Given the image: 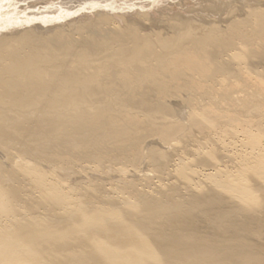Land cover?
Returning a JSON list of instances; mask_svg holds the SVG:
<instances>
[{
	"label": "bare ground",
	"instance_id": "bare-ground-1",
	"mask_svg": "<svg viewBox=\"0 0 264 264\" xmlns=\"http://www.w3.org/2000/svg\"><path fill=\"white\" fill-rule=\"evenodd\" d=\"M0 264H264V0H0Z\"/></svg>",
	"mask_w": 264,
	"mask_h": 264
},
{
	"label": "rangeland",
	"instance_id": "rangeland-1",
	"mask_svg": "<svg viewBox=\"0 0 264 264\" xmlns=\"http://www.w3.org/2000/svg\"><path fill=\"white\" fill-rule=\"evenodd\" d=\"M19 1H23V0H19ZM25 1L28 2V1H31V0H25ZM196 3L204 4L203 1H202V2L200 1V2H194L193 5H194V6H197L198 4L196 5ZM208 5L210 6V4H208ZM199 6H200V5H199ZM199 6H198V7H199ZM198 7H197L196 9H198ZM212 7H214V5H213ZM194 9H195V8H194ZM77 19H79V18H77Z\"/></svg>",
	"mask_w": 264,
	"mask_h": 264
}]
</instances>
